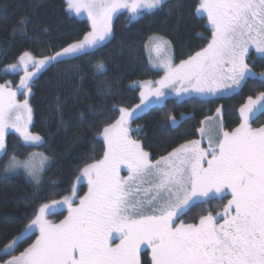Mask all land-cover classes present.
I'll list each match as a JSON object with an SVG mask.
<instances>
[{"label":"snow or ice","instance_id":"obj_1","mask_svg":"<svg viewBox=\"0 0 264 264\" xmlns=\"http://www.w3.org/2000/svg\"><path fill=\"white\" fill-rule=\"evenodd\" d=\"M68 3L77 15L87 14L91 30L82 40L39 60L29 52L20 56L25 75L17 91H31L29 81L35 72L27 71L29 64L40 71L89 55L111 39L112 18L119 10L128 9L135 19L145 10L159 9L164 0ZM197 12L207 13L211 24L207 47L178 66L162 61L157 66L163 67L165 75L156 82L158 86L145 82L140 104L115 109L119 119L102 131L103 159L82 169L89 184L87 195L74 207L73 188L61 201L40 206L19 235L0 247V257H7L2 264H140L142 245L151 248L152 264H264V127L252 129L248 124L256 113L264 112V92L255 100L249 97L240 109L244 122L238 128L209 135L207 148L201 147L200 140H192L153 162L130 136L134 131L130 122L149 106L150 97H165L164 89L210 95L227 88L229 82L239 85L246 78L264 83V73L257 76L246 62L252 47L264 55V0H201ZM20 25L26 27L27 21L22 19ZM166 43L162 38L155 41L156 50ZM10 67L16 70L18 66ZM96 71H105L102 62L97 63ZM16 94L0 85V153L5 155L9 127L26 142H41V137L27 129L32 111L27 99L19 104ZM21 110L27 113L24 124L15 114ZM199 131L204 134L205 129ZM121 165L127 166L126 178L119 174ZM21 167L38 181V166L21 164L15 156L3 170L14 172ZM216 198L227 200L222 213L213 215L207 210L196 223L182 221L197 202ZM56 205H66L68 210L60 223L46 219ZM35 231L38 239L17 255L19 244ZM115 239L119 243L112 246Z\"/></svg>","mask_w":264,"mask_h":264},{"label":"trees","instance_id":"obj_2","mask_svg":"<svg viewBox=\"0 0 264 264\" xmlns=\"http://www.w3.org/2000/svg\"><path fill=\"white\" fill-rule=\"evenodd\" d=\"M200 3L167 0L159 9L143 12L136 19L121 12L114 19L111 39L101 47L89 55L43 68L34 77L28 98L30 130L43 143L26 145L13 133L6 137L7 154L0 157V247L19 235L40 206L69 195L83 167L103 159L106 144L102 131L119 119L115 109H132L141 102L140 89L133 83L163 77L150 66L147 45L153 38L171 44L175 65L207 47L212 30L207 18L197 12ZM22 19L27 21L24 28ZM90 30L87 20L71 13L67 0H0V84L18 88L21 73L7 68L17 64L25 52L43 58L82 40ZM99 62L105 66L103 73L96 71ZM248 64L257 76L264 73V57L251 53ZM262 92L264 83L248 78L240 91L230 96L182 101L170 98L133 121L138 129L134 135L154 162L180 145L198 140L208 118L219 117L224 131H234L244 122L240 109L248 104L249 97L255 100ZM248 124L264 127V112L256 113ZM39 152L52 159L41 186L21 174L8 176L3 170L11 157L27 159ZM223 206L217 198L197 202L182 218L186 223H196L207 210L216 215ZM64 217L65 213L59 220ZM35 239L36 235L24 239L16 254ZM6 258L0 257V263ZM142 261L152 264L148 251Z\"/></svg>","mask_w":264,"mask_h":264},{"label":"rangeland","instance_id":"obj_3","mask_svg":"<svg viewBox=\"0 0 264 264\" xmlns=\"http://www.w3.org/2000/svg\"><path fill=\"white\" fill-rule=\"evenodd\" d=\"M167 0H164V3L166 2ZM67 4L69 6V3H68V0H67ZM70 10V8H69ZM71 13L79 18V19H82V20H87L90 24V27H91V20L87 17V14L85 12H81L79 15H77L74 11L70 10ZM154 11V10H152ZM144 12H151V11H144ZM202 16L206 17L207 18V13H200ZM207 22H208V26L209 28L211 29V24H210V21L208 20L207 18ZM212 30V29H211ZM161 39L160 37H156V38H153L149 44L147 45V51H148V56H149V60H150V66L159 71V72H162L163 73V76L165 75V71L163 69V67H158L157 65H159L162 61L164 60H170L171 63L173 64V66H178V65H175L174 64V56H173V50H172V46L171 44L163 39L164 41H166L167 43L164 44L159 51L156 50V45H155V41ZM251 53H255L256 56L258 57H264V55H261L259 53H257L255 51V48L252 47L249 49V55L246 59V62L248 63V59H249V56ZM37 60L41 59V58H35ZM17 69L16 70H13L10 66L7 68V71L9 72H12V73H21V79L24 77L25 75V72L23 70V66L19 64V61L17 64ZM27 71L29 72H35V75L33 76L32 80L34 79V77H36L39 73V71H36L33 66L31 64H29L28 66V69ZM163 78V77H162ZM161 78V79H162ZM160 79V80H161ZM248 78H246L245 80H242L240 81L239 85H232L231 82H229V86L227 88H223L221 90H219L218 92L214 93V94H210V95H205V94H198V93H180V94H177L176 91L172 90L171 88H167V89H164V91L166 93H168L165 97L157 100L155 97H150L149 100L147 101V103L149 104V106L147 108L144 109V111L142 113H140L139 115H137V118L142 116L143 114H145L146 112H148V110H150L151 108L153 107H161L165 104L166 100L168 99H176L178 101H182V100H185V99H189V98H201V99H209V98H217V97H224V96H230V95H233L237 92L240 91V89L242 88L243 84L245 83V81L247 80ZM32 80L29 81V87L32 83ZM159 81V80H158ZM158 81H151L153 83V86H158V84L156 82ZM145 82H148V81H137V82H134L133 83V86L134 87H139L140 88V97H141V92L145 91V88H144V84ZM1 85V84H0ZM7 90H11V91H14L16 92V96H15V101L19 104H22L24 102V96L25 98L27 99L28 101V98L30 97V94H31V91L28 92V93H23L22 91H17L19 88H20V84L18 86V88L14 89L13 87L11 86H8V85H3ZM26 94V95H25ZM142 99V98H141ZM155 101V102H153ZM141 103V102H140ZM136 107V106H135ZM134 107V108H135ZM141 107H143V105H141ZM133 109V108H132ZM139 112V110H137ZM16 115H20L21 116V120L19 121L20 124H24L25 120H27V113L23 112L22 110L21 111H16L15 113ZM13 119H15V117L13 116ZM31 122H32V112H31V120L29 123H27V129L28 131L33 134V135H37V134H34L31 132L30 128H31ZM133 121L130 122V127L132 129H134V131L130 132V136L132 139L136 140V136L134 135V133L136 132L135 130H138L136 127L133 126ZM201 128H204L205 129V132L204 134H201V132L199 131V138L198 140L201 141V147L203 148H207L208 147V143H209V135H213L215 136V134H217L218 132L219 133H222L224 131L223 129V126H222V121L220 120L219 117H211V118H208L206 119L204 122H203V125ZM252 129H257V128H254L251 126ZM16 134L24 144L26 145H40L43 143V140L41 138V142L39 143H32V142H26L23 137L20 135L19 132H16L15 129L9 127L7 130H6V134H5V150H6V137L8 134ZM39 136V135H38ZM40 137V136H39ZM102 140H103V137H101ZM138 141V140H137ZM141 145V142L138 141ZM214 142V141H213ZM142 147V145H141ZM143 149V148H142ZM144 150V149H143ZM4 153H0V157L3 155ZM18 162H20L21 164H36L39 168V171H38V181L36 180H33L29 175H28V171L26 169H24L23 167L17 169L16 171L14 172H7L6 174L8 176H14V175H23L25 176L31 183H33L35 186H41L44 181H45V174L46 172L48 171V169L51 167L52 165V159L45 156L43 153H34L33 155H31L29 158L27 159H18L16 158ZM155 162V161H154ZM120 176L121 178H126L127 175H128V169H127V166L126 165H121L120 167ZM80 178V181L75 182L73 188L75 189V193H76V197L77 198H74L73 199V206H78V199L80 198H83L85 195H87L88 193V190H89V184L87 182V177H83L82 176V172L79 176ZM72 188V190H73ZM84 190V191H83ZM228 199L231 198L230 196V193L227 197ZM219 199V198H217ZM62 200V199H61ZM59 200V201H61ZM222 202L224 203V206L226 205L227 203V200H222ZM53 203V202H52ZM50 203V204H52ZM224 206L222 208V210L219 212V213H222L223 212V209H224ZM65 213V217L61 220H59L60 218V215ZM68 216V210H67V206H63V207H60L59 205H56L52 208L51 210V214L49 215H46V219H48L50 222L52 223H60L61 221H63L64 219H66V217ZM182 221L184 222L183 218L181 217ZM186 223V222H185ZM33 235H36V239H38L39 237V233L38 231H35L33 232L31 236ZM115 235V234H114ZM35 239V240H36ZM35 242V241H34ZM33 242V243H34ZM112 243V246H115L116 244L119 243V240L118 239H115L113 241H111ZM146 251H148L150 253V259H151V262H152V252H151V248L148 246V245H142L141 246V250H140V253H139V260H140V256L143 255V253H145ZM18 255V254H17ZM2 264V263H0ZM141 264V263H140Z\"/></svg>","mask_w":264,"mask_h":264},{"label":"crops","instance_id":"obj_4","mask_svg":"<svg viewBox=\"0 0 264 264\" xmlns=\"http://www.w3.org/2000/svg\"><path fill=\"white\" fill-rule=\"evenodd\" d=\"M129 2H131V0H129ZM146 11V10H145ZM121 12H126V13H128L130 16L132 15L130 12H129V10L128 9H121V10H119L114 16H113V18H112V27H113V22H114V19H115V17L119 14V13H121ZM138 18V17H137ZM136 19V18H135ZM108 41V40H107ZM107 41H105V42H107ZM104 42V43H105ZM173 60H174V58H173ZM137 88H139V87H137ZM140 89V88H139Z\"/></svg>","mask_w":264,"mask_h":264},{"label":"flooded vegetation","instance_id":"obj_5","mask_svg":"<svg viewBox=\"0 0 264 264\" xmlns=\"http://www.w3.org/2000/svg\"><path fill=\"white\" fill-rule=\"evenodd\" d=\"M187 211H188V210H187ZM187 211H186V212H187ZM151 256H152V255H151ZM140 257H141V258H140V263L142 264V263H143V261H142V256H140Z\"/></svg>","mask_w":264,"mask_h":264}]
</instances>
